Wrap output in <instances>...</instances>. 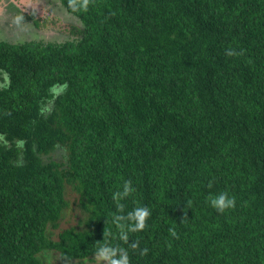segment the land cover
<instances>
[{
	"label": "trees",
	"instance_id": "1",
	"mask_svg": "<svg viewBox=\"0 0 264 264\" xmlns=\"http://www.w3.org/2000/svg\"><path fill=\"white\" fill-rule=\"evenodd\" d=\"M59 1L0 40V264H264V0Z\"/></svg>",
	"mask_w": 264,
	"mask_h": 264
},
{
	"label": "rangeland",
	"instance_id": "2",
	"mask_svg": "<svg viewBox=\"0 0 264 264\" xmlns=\"http://www.w3.org/2000/svg\"><path fill=\"white\" fill-rule=\"evenodd\" d=\"M28 8L40 12L42 16H48V21L28 20L27 25L19 26L22 23L17 17V12L0 5V40L13 44H20L32 40H45L50 42H63L70 38L69 29L79 27L80 23L70 15H66L65 10L60 8L57 0H20ZM19 2V3H20ZM5 4V2H4ZM16 12V13H15ZM9 24L11 26H9ZM39 27V28H38ZM0 85L2 82L0 81ZM54 264H61L54 261Z\"/></svg>",
	"mask_w": 264,
	"mask_h": 264
},
{
	"label": "clouds",
	"instance_id": "3",
	"mask_svg": "<svg viewBox=\"0 0 264 264\" xmlns=\"http://www.w3.org/2000/svg\"><path fill=\"white\" fill-rule=\"evenodd\" d=\"M4 2H5V4H4ZM19 2H20V0H1L0 1V5L2 4L1 6H2L3 10H4V7H6V8H10L11 10H14L17 12V17L20 18V20L22 21V23L19 24V26L27 25L28 20L37 21L38 23H40L41 19L44 20L45 22L48 21V19H49L48 16L47 17L45 15L42 16L40 14V12L38 11V9L34 10L33 7H32V9H30L27 6H25L22 3V1L20 3ZM36 2H37V0H36ZM69 2H70V4H74L75 0H69ZM57 3L59 4V6L61 8L62 6H61V3L59 0H57ZM83 4L86 7L88 4V0H83ZM9 26H11V25L9 24ZM233 54L234 53L232 51L228 52V55H233ZM126 193H127V185H126ZM210 202H211V205L220 212H223L230 207H235V200L232 198H229L226 193H222L215 198H210ZM147 216H148L147 209H141V210H138L136 212L135 217L139 221V223L137 224L138 228L142 229L144 227V221H145V218ZM172 235H175L174 231H172ZM107 251H108L107 249H104L100 253V255L105 256ZM146 251L147 250L145 249V253H146ZM112 264H128L127 255L124 254L120 260H113Z\"/></svg>",
	"mask_w": 264,
	"mask_h": 264
},
{
	"label": "flooded vegetation",
	"instance_id": "4",
	"mask_svg": "<svg viewBox=\"0 0 264 264\" xmlns=\"http://www.w3.org/2000/svg\"><path fill=\"white\" fill-rule=\"evenodd\" d=\"M42 20V19H41Z\"/></svg>",
	"mask_w": 264,
	"mask_h": 264
}]
</instances>
